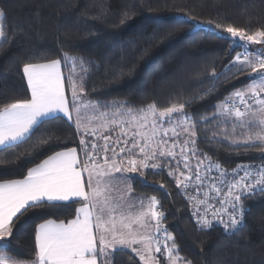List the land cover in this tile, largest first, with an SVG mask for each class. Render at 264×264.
I'll use <instances>...</instances> for the list:
<instances>
[{"label":"snow or ice","instance_id":"1","mask_svg":"<svg viewBox=\"0 0 264 264\" xmlns=\"http://www.w3.org/2000/svg\"><path fill=\"white\" fill-rule=\"evenodd\" d=\"M5 15L0 9V21ZM216 27H223L243 51L224 72L213 71L212 79L228 78L235 69L233 76L247 73L248 83L214 105L211 117L195 118L185 111V103L160 108L156 103L137 107L87 99L84 65L90 62L67 52L24 64L30 98L0 107V151L16 148L43 124L59 118L74 126L80 140L77 147L54 151L28 168L22 179L0 181V264H21L10 254L6 239L13 236L17 220L33 210L74 203L80 207L73 218L45 219L36 226L34 258L28 264H115L116 255L129 249L143 264H160L155 253L162 251V244L168 264H191L178 255L174 236L163 226L165 213L158 210L156 196L134 198L129 183L133 177L124 173L143 176L146 170L159 174L167 168L168 177L191 203L200 230L216 224L225 232L241 230L250 211L243 201L264 192V164L228 170L201 152L197 142L202 125L215 122L209 129L211 139L223 136L264 154V28L249 33L231 24ZM5 38L0 23V39ZM63 67L70 69L67 76ZM137 204L139 210L133 212Z\"/></svg>","mask_w":264,"mask_h":264},{"label":"trees","instance_id":"2","mask_svg":"<svg viewBox=\"0 0 264 264\" xmlns=\"http://www.w3.org/2000/svg\"><path fill=\"white\" fill-rule=\"evenodd\" d=\"M0 9L6 13L1 21L6 38L0 40V107L30 98L24 64L61 58L63 51L90 62L84 65V94L90 100L137 107L156 103L160 108L185 103L195 118L211 117L214 105L248 83L247 73L233 76L235 69L228 78L212 79L213 71L224 72L243 51L216 24L249 33L264 28V0H0ZM62 69L67 76L68 67ZM214 127L215 122L202 125L197 142L214 162L226 169L264 164L258 148L237 146L223 136L211 139ZM79 140L65 119L50 120L31 139L0 151V181L22 179L28 168L54 151L77 147ZM134 188L161 200L166 228L182 260L264 264V192L243 201L250 211L241 230L233 233L219 227L200 230L191 205L165 171L147 172ZM79 206L33 210L21 217L13 236L6 238L10 254L28 264L34 258L36 226L45 219H71ZM115 264L142 263L126 251L116 255Z\"/></svg>","mask_w":264,"mask_h":264},{"label":"crops","instance_id":"3","mask_svg":"<svg viewBox=\"0 0 264 264\" xmlns=\"http://www.w3.org/2000/svg\"><path fill=\"white\" fill-rule=\"evenodd\" d=\"M62 71H63V69H62ZM66 92H67V95H68V97L70 98V96H69V93H68V88H67V84H66ZM57 116H62V114H56ZM78 151H79V149H78ZM80 155H81V158H83V154L82 153H80ZM165 170H167V168H165ZM147 171V170H146ZM145 171V172H146ZM119 175V174H118ZM124 176H131V177H133V179H131V180H129V183L132 185V187H133V194H134V198H136V199H142V198H145V197H151V196H148V195H146V194H142V193H139V192H136L135 191V188H134V182H135V180H137V179H144V175L143 176H140L139 175V173H124L123 174ZM80 207V206H79ZM139 210V206H138V204H137V208H135V209H133V212H136V211H138ZM127 251H130L131 252V250L129 249V250H127ZM132 253V252H131ZM132 254H134L137 258H139L135 253H132ZM156 254V253H155ZM161 264V263H160Z\"/></svg>","mask_w":264,"mask_h":264},{"label":"rangeland","instance_id":"4","mask_svg":"<svg viewBox=\"0 0 264 264\" xmlns=\"http://www.w3.org/2000/svg\"><path fill=\"white\" fill-rule=\"evenodd\" d=\"M0 23H1V21H0ZM0 40H1V39H0ZM232 44H233V43H232ZM234 46H235V45H234ZM253 48H255V49H259L260 46H259V45H253ZM68 71H70L69 68H68ZM76 71L79 72V68H78V67H77ZM68 93H69V96H70L69 99H71V91H69ZM83 95L86 96L85 94H83ZM86 98L89 99L88 97H86ZM112 135H113V139H115V138H116V134L113 133ZM101 143H102V142H101ZM149 171H150V170H147V171L145 172V174H146L147 172H149ZM164 171L167 172L168 169H167V170L164 169ZM145 174H144V176H145ZM170 242H171V241H169L168 243L170 244ZM155 256L159 259V261H160L161 264H168L167 254H165L164 256H162V255H160L159 253H156ZM138 259H139V258H138ZM139 260H140V259H139ZM140 262L143 264V262H142L141 260H140Z\"/></svg>","mask_w":264,"mask_h":264},{"label":"built area","instance_id":"5","mask_svg":"<svg viewBox=\"0 0 264 264\" xmlns=\"http://www.w3.org/2000/svg\"><path fill=\"white\" fill-rule=\"evenodd\" d=\"M240 164H249V163H240ZM240 164H238V165H240ZM251 164L260 165V164H257V163H251ZM236 167H237V166H236ZM236 167H235V168H236ZM223 168H224V167H223ZM225 169H226V168H225ZM232 169H234V168H232ZM232 169H228V170H232ZM192 194H195V193L193 192ZM185 197H186V195H185ZM157 199H158V201L160 202L159 205H158V210L164 212L163 207H162V202H161V200H160L159 198H157ZM186 201L191 205V203L188 201L187 197H186ZM191 208H192V205H191ZM192 211H193V208H192ZM225 219H226V217H225ZM194 220L196 221L195 217H194ZM163 226L166 227L165 219H164V221H163ZM214 227L223 228V226H222V225H219V224H216ZM160 235H161V239L163 240V233H161ZM161 248H162V251H161L159 254L162 255V256H164V255L166 254V252L163 250V244L161 245Z\"/></svg>","mask_w":264,"mask_h":264}]
</instances>
